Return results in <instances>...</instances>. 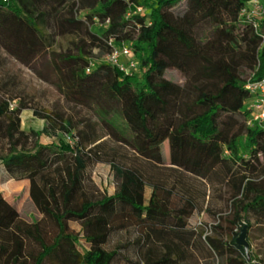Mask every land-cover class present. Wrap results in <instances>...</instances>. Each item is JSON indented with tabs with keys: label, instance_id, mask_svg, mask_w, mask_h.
<instances>
[{
	"label": "trees",
	"instance_id": "16d2710c",
	"mask_svg": "<svg viewBox=\"0 0 264 264\" xmlns=\"http://www.w3.org/2000/svg\"><path fill=\"white\" fill-rule=\"evenodd\" d=\"M251 1L0 0L6 58L55 88L65 103L92 112L106 136L151 168L168 164L227 187L228 224L237 229L224 242L189 226L200 204L186 198L172 206L173 193L159 184L146 200V177L136 168L111 164L115 193L89 195L88 168L100 161L101 138L72 134L71 121L38 113L44 127L26 133L20 130L26 104L11 108L15 98L0 94V181L27 180L41 216L23 221L0 194V264H259L236 244L240 230L251 229L244 218L264 224V161L258 159L264 121L248 125L253 96L246 89L264 78V21L240 16ZM60 38H72V47L55 50ZM123 44L139 74L127 77L102 60ZM163 50L187 69L183 84L165 77ZM57 128L75 138L72 147L40 142ZM69 221L80 223L87 249ZM46 222L56 230L48 241ZM127 225L129 246L108 249L113 232Z\"/></svg>",
	"mask_w": 264,
	"mask_h": 264
},
{
	"label": "rangeland",
	"instance_id": "374dc122",
	"mask_svg": "<svg viewBox=\"0 0 264 264\" xmlns=\"http://www.w3.org/2000/svg\"><path fill=\"white\" fill-rule=\"evenodd\" d=\"M179 8L180 6L176 7L175 10ZM259 18H264V14ZM71 39L60 38L54 49L58 51L70 49L72 47ZM160 57L165 64V77L177 84H183L187 69L178 68L175 65V59L165 50L162 51ZM0 60H3L0 71V94L15 98L11 102V108H15L20 102L26 104V108L20 113V130L26 133L40 131L44 127L45 121L36 115L38 113L57 116L63 121H71L75 127L72 134L77 135L79 131L92 132L93 135L101 138L96 143L99 146L100 161L88 168L86 192L89 195L99 199L103 196H112L115 193L117 181L111 170V164L124 168H136L142 171L146 177V200L150 197L152 184H159L164 191L173 193L169 198L172 206H181L186 198H192L200 204L202 210L194 212L188 219L189 226L201 228L206 236L222 239L224 242L230 241L233 237L232 233H235L237 229L228 224L232 209L229 199L230 192L227 187L208 185L197 177L180 171H172L168 164L151 168L143 160L136 157L132 151L106 136L105 130L100 127L92 112L65 103L55 88L41 81L15 62L6 60V58L3 59L2 56H0ZM102 60L107 62V57H103ZM118 60L120 64L128 65L129 61L123 54L119 56ZM136 63L138 62L136 61ZM134 74H139L138 69ZM249 74L250 72L246 73L247 78ZM125 76L130 77L131 74ZM60 130L57 128L55 135L41 138L40 142L45 145L55 143L72 147L67 143ZM163 157L168 158L167 142L163 144ZM258 159L260 162L264 161V155H259ZM245 160L248 161L247 158ZM256 163L255 161L251 162L255 166ZM0 194L7 203L17 210L23 221L32 223L41 219L30 200L28 181H0ZM244 220L249 221L251 225V229L246 232L245 238L248 245L247 255L254 258V262L264 264V224L255 222L253 218L248 216ZM44 225L47 232L46 240L48 241L54 236L56 230L50 222H46ZM68 226L70 232L78 236L80 248L87 249L88 244L83 238L80 223L69 221ZM214 226L220 228L216 234L213 230ZM129 240H131V225H127L123 229H116L106 247L114 249L120 244L128 247Z\"/></svg>",
	"mask_w": 264,
	"mask_h": 264
},
{
	"label": "built area",
	"instance_id": "2783aa9c",
	"mask_svg": "<svg viewBox=\"0 0 264 264\" xmlns=\"http://www.w3.org/2000/svg\"><path fill=\"white\" fill-rule=\"evenodd\" d=\"M138 12H140V9H138ZM262 14H264V3L260 0H252L240 12L241 17H245L254 22H256ZM254 25L256 26L257 24L255 23ZM121 54L129 61L127 66L119 63L118 59ZM106 57L107 63L115 66L124 75H132L136 69H138V63H136L131 49L126 44H123L120 48H113L111 53ZM246 89L253 96L249 105L250 116L248 125L264 121V78L257 82L248 83ZM64 138L71 146L75 142V138L70 135H64Z\"/></svg>",
	"mask_w": 264,
	"mask_h": 264
},
{
	"label": "water",
	"instance_id": "95a60500",
	"mask_svg": "<svg viewBox=\"0 0 264 264\" xmlns=\"http://www.w3.org/2000/svg\"><path fill=\"white\" fill-rule=\"evenodd\" d=\"M246 238V227H243L240 230V234L236 239V244L244 249L245 254L247 255L248 245L245 241Z\"/></svg>",
	"mask_w": 264,
	"mask_h": 264
},
{
	"label": "crops",
	"instance_id": "0c3cea01",
	"mask_svg": "<svg viewBox=\"0 0 264 264\" xmlns=\"http://www.w3.org/2000/svg\"><path fill=\"white\" fill-rule=\"evenodd\" d=\"M260 1H264V0H260ZM259 19H261L262 21H264V18H259ZM258 19V20H259ZM59 40V39H58ZM58 40H57V43L56 44H58ZM0 56H2V58H6L5 57V54L4 53H2L1 51H0ZM6 60H10L9 58H6ZM10 61H12V60H10ZM14 62V61H13ZM20 66V65H19ZM21 67V66H20ZM23 68V67H22ZM25 69V68H24ZM27 70V69H26ZM0 71H1V67H0ZM30 72V71H29ZM1 74V73H0ZM23 181H27V180H23ZM4 199V198H3ZM9 204V203H8ZM10 205V204H9Z\"/></svg>",
	"mask_w": 264,
	"mask_h": 264
}]
</instances>
